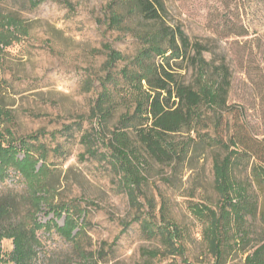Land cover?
<instances>
[{"label":"rangeland","instance_id":"1","mask_svg":"<svg viewBox=\"0 0 264 264\" xmlns=\"http://www.w3.org/2000/svg\"><path fill=\"white\" fill-rule=\"evenodd\" d=\"M111 1L0 0V204L14 198L17 205L0 218V232L21 235L20 264H139L140 249L155 244L145 240L133 218L146 216L151 204L156 223L163 225L164 215L182 232L189 264H203L211 259L195 213L215 210L220 202L212 152L191 146L180 166L149 161L139 197L142 213L130 207L111 165L98 157L107 149L90 109L105 76L107 48L125 58L138 50L128 35L108 28ZM165 2L173 23L190 38L205 41L210 50L206 60L228 68L231 115L224 118L230 122L229 134L236 114L247 127L253 152L248 167L260 164L264 0ZM240 26L246 32L242 37L237 36ZM86 133L94 137L95 157L86 153ZM254 189L259 204L247 252L264 239V188ZM12 242L0 241L5 260L13 252ZM236 250L228 264H243L245 255Z\"/></svg>","mask_w":264,"mask_h":264},{"label":"trees","instance_id":"2","mask_svg":"<svg viewBox=\"0 0 264 264\" xmlns=\"http://www.w3.org/2000/svg\"><path fill=\"white\" fill-rule=\"evenodd\" d=\"M106 23L138 45L129 58L107 48L105 76L90 109L107 149L98 157L111 165L130 207L141 212L139 197L146 182L143 171L149 161L180 166L191 146L209 149L220 202L215 210L197 209L195 213L203 224L202 241L211 259L203 264H228L238 248L245 255L243 264H264V239L250 252L245 250L252 232L250 222L258 212L254 188H264V160L248 167L253 152L247 127L238 123L236 114L230 118L235 126L229 134L230 122L224 118L228 114V68L206 60L204 55L210 50L205 41L190 38L172 22L165 0H112ZM239 29L237 36H244V27ZM122 61L123 66L114 71ZM175 137H181V142ZM93 138L86 133L82 141L86 153L95 157L98 152L93 149ZM16 206L14 198L0 204V218L11 215ZM153 210L148 204L146 216L133 218L145 240L155 244L140 249L139 264H177V258L180 264H189L182 232L164 215V224L156 223ZM3 238L13 239L14 249L8 260L0 250V264H20L21 235L0 232V241Z\"/></svg>","mask_w":264,"mask_h":264}]
</instances>
